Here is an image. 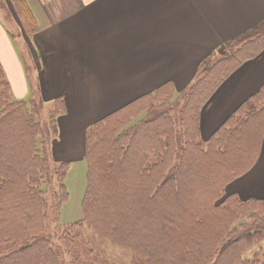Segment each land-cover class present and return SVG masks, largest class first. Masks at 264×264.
<instances>
[{"label":"trees","instance_id":"16d2710c","mask_svg":"<svg viewBox=\"0 0 264 264\" xmlns=\"http://www.w3.org/2000/svg\"><path fill=\"white\" fill-rule=\"evenodd\" d=\"M263 50L264 22L202 60L186 92L167 82L95 123L85 157L98 148L90 161L95 168L88 175L82 220L72 227L87 228L143 264H264V256H248L264 241V200L226 194L258 158L264 89L205 143L199 125L202 107L220 85ZM42 104L14 99L0 65V264H66L45 234ZM54 104L65 112L62 100ZM141 104L142 119L131 115ZM130 119L139 121L130 126ZM58 191L65 201L62 183ZM76 236L69 241L80 240ZM6 245L17 248L4 253Z\"/></svg>","mask_w":264,"mask_h":264},{"label":"crops","instance_id":"0c3cea01","mask_svg":"<svg viewBox=\"0 0 264 264\" xmlns=\"http://www.w3.org/2000/svg\"><path fill=\"white\" fill-rule=\"evenodd\" d=\"M5 1L0 65L14 99L63 101L54 154L66 162L82 157L87 129L103 114L167 82L181 91L208 55L264 22V0ZM262 89L264 50L202 107L201 141ZM226 192L264 200V131L254 166Z\"/></svg>","mask_w":264,"mask_h":264},{"label":"rangeland","instance_id":"374dc122","mask_svg":"<svg viewBox=\"0 0 264 264\" xmlns=\"http://www.w3.org/2000/svg\"><path fill=\"white\" fill-rule=\"evenodd\" d=\"M0 5H2L0 6V12L2 8L6 12H8L9 5L5 0H0ZM13 28L14 26L11 27L10 30L12 31ZM189 86L190 85H188L181 91H176L177 93L186 92ZM138 98H135L132 101H135ZM36 101L40 102L41 100L36 99ZM126 105L121 106L120 108H118V110L125 107ZM39 108L41 109L39 112L38 121L42 133L39 138L43 139L45 142V155H43L48 161L46 178H43L46 179V182L44 181V184H41L39 190L42 194V199L45 200L46 205L45 215L47 216V218L45 220V234L51 240L54 247L53 249L55 251L62 252V258L66 261V264H143V262L137 259L135 254H133L131 251L122 249L111 243L100 240L87 228L80 229V227H72V225L77 224L82 220V201L86 193L88 175L95 168V165H90V161L91 157L93 158V161L94 159H96L95 155L98 148L94 149L91 155H87V159L85 158L87 133L95 123L111 113L103 114V116L98 118V120H96L87 129L85 135L84 154L82 155V157L79 160L66 162L63 160H59L54 154V144L59 143L61 134L60 130H58V125L60 123H58V119L66 115V109L63 113L60 111V106H57L54 103H49L48 105L43 103ZM142 109V104L139 107H135L131 115L139 117L142 113H144ZM56 117L57 130L56 133L53 134ZM139 118L142 119L143 115H141ZM129 121L131 126L139 120L130 119ZM60 183L64 185L65 190L68 194L65 201H62V198L58 191ZM226 194L231 195L227 192ZM155 203L156 202L154 201V203H151V205ZM151 209L158 210L157 212L159 213L160 208L158 207V205H154V207L152 206ZM110 212L112 211H107V213ZM261 219H264V217ZM75 236L79 237L80 240L76 242H70L69 240L74 239ZM15 248L17 247L6 245L3 249V252L6 253L12 251ZM248 253L249 257L257 254L258 258L261 260V256H264V241L260 242L259 245L255 246Z\"/></svg>","mask_w":264,"mask_h":264}]
</instances>
